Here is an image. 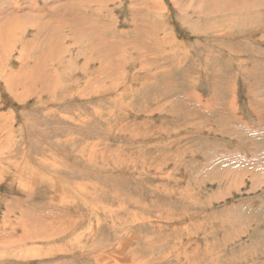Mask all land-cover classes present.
Returning <instances> with one entry per match:
<instances>
[{
    "label": "rangeland",
    "instance_id": "rangeland-1",
    "mask_svg": "<svg viewBox=\"0 0 264 264\" xmlns=\"http://www.w3.org/2000/svg\"><path fill=\"white\" fill-rule=\"evenodd\" d=\"M61 1L0 0V264H264V0Z\"/></svg>",
    "mask_w": 264,
    "mask_h": 264
},
{
    "label": "bare ground",
    "instance_id": "bare-ground-1",
    "mask_svg": "<svg viewBox=\"0 0 264 264\" xmlns=\"http://www.w3.org/2000/svg\"><path fill=\"white\" fill-rule=\"evenodd\" d=\"M46 1H47V0H46ZM58 1H59V0H58ZM74 1H75V0H74ZM105 1H106V0H105ZM61 2H62V1H61ZM64 2H66V4L68 3L67 0H65ZM64 2H62V3H64ZM71 2H72V1H71ZM98 2H99V1H98ZM58 3H59V2H58ZM46 4H47V3H46ZM56 4H57V2H56ZM68 4H69V3H68ZM88 4H89V3H88ZM88 4H87V5H88ZM47 5H48V4H47ZM73 5H74V4H73ZM31 6H32L33 9H34L36 5H35V3H32ZM65 6H66V5H65ZM75 6H76V5H75ZM32 7H31V8H32ZM46 7H48V6H46ZM57 7H58V6H57ZM60 7H61V6H60ZM60 7H59V8H60ZM67 7H69V5H68ZM67 7H66V9H67ZM72 7H73V6H72ZM49 8H50V6H49ZM62 9H63V8H62ZM66 9H65V7H64V11H65ZM68 9H69V8H68ZM71 9H73V8H71ZM45 10H46V9H45ZM50 10H51V8H50ZM60 10H61V9H59L58 12H61ZM51 11H52V10H51ZM62 11H63V10H62ZM48 12H49V10H48ZM68 12H69V11H67L66 14H67ZM62 13H63V12H62ZM49 14H50V13H49ZM51 14H52V12H51ZM60 15H61V13H60ZM54 16H55V15H54ZM60 18H61V17H60ZM62 18H63V17H62ZM54 19H55V17H54ZM56 19H57V18H56ZM64 19H65V18H64ZM68 20H69V18H68ZM56 21H57V20H56ZM46 22H48V21H46ZM67 22H68V21H67ZM72 22H73V21H72ZM58 23H59V22H58ZM62 24H63V23H62ZM68 24H69V23H68ZM54 25H55V22H54ZM69 25H70V24H69ZM73 27H74V26H73ZM59 28H60V26H59ZM90 28H91V27H90ZM85 30H86V29H85ZM89 30H91V29H89ZM88 33H90V32L88 31ZM88 33H87V34H88ZM230 33H231V32H230ZM95 36H96V35H95ZM94 44H95V43H94ZM45 60H46V59H45ZM36 62H37V61H36ZM112 65H113V64H112ZM152 69H153V68H152ZM107 70H108V69H107ZM107 70H106V71H107ZM43 72H44V71H43ZM110 72H112V71H110ZM38 73H39V72H38ZM40 73H41V71H40ZM32 74H33V73H32ZM78 74H79V73H78ZM33 76H34V75H33ZM38 77H39V75H38ZM78 77H79V76H78ZM32 78H33V77H32ZM36 78H37V77H36ZM98 78H99V77H98ZM77 82H78V81H77ZM169 89H170V88H169ZM99 90H100V89H99ZM99 90H98V91H99ZM112 92H113V91H112ZM162 95H163V94H162ZM127 109H128V108H127ZM63 150H64V149H63ZM2 153H3V152H2ZM4 156H5V155H4ZM3 158H4V157H3ZM45 164H46V163H45ZM33 166H34V165H33ZM27 167H28V166H27ZM39 167H40V166H39ZM47 167H48V169H49V166H48V165H47ZM47 167H46V168H47ZM33 168H34V167H33ZM34 169H35V168H34ZM40 169H41V168H40ZM44 169H45V168H44ZM35 171H37V170H35ZM35 171H33V174L35 173ZM49 171H50V170H49ZM46 172H47V171H46ZM50 172H51V171H50ZM44 173H45V172H44ZM55 173H56V172H55ZM42 174H43V173H42ZM47 174H48V173H47ZM51 174H52V173H51ZM56 174H57V173H56ZM36 175H37V174H36ZM36 175L34 176L35 178H32V180L36 179V181H38V180H37L38 177L36 178ZM39 177H40V176H39ZM43 177H44V174H43ZM55 178H56V177H55ZM57 178H58V177H57ZM48 179L50 180V178H48ZM59 179H60V178H58V180H59ZM44 180H45V179H44ZM45 181H48V180H45ZM52 181L55 182L54 179H53ZM56 181H57V179H56ZM48 182H49V181H48ZM57 182H58V181H57ZM57 182H56V183H57ZM49 183H50V182H49ZM51 183H52V182H51ZM57 184H58V183H57ZM61 184H62V183H61ZM58 187H59V186H58ZM60 187H61V186H60ZM26 229H27V228H26ZM47 256H48V255H47Z\"/></svg>",
    "mask_w": 264,
    "mask_h": 264
}]
</instances>
